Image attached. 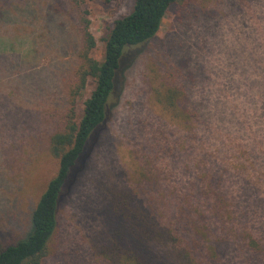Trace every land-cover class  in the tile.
<instances>
[{
  "label": "rangeland",
  "instance_id": "1",
  "mask_svg": "<svg viewBox=\"0 0 264 264\" xmlns=\"http://www.w3.org/2000/svg\"><path fill=\"white\" fill-rule=\"evenodd\" d=\"M11 1V14L0 16V36L35 47L25 61L11 53L9 68L0 74L3 246L29 231L30 213L56 174L47 137L63 109L60 87L69 71H61L72 68L78 42L72 0ZM75 1L89 13L97 41L93 55L100 60L103 37L131 11L132 0ZM181 62L194 75L192 103L199 107L189 139L155 103L149 84L152 71H179ZM5 66L0 59V72ZM93 87L89 80L77 118ZM244 88L251 99L242 95ZM107 110L64 188L44 264H107L106 220L111 193L118 190L142 192L144 203L157 202L166 220L181 205H198L205 214L192 216L213 226L222 245L217 264H264V0L171 6L152 40L126 50ZM147 165L154 184L144 187L139 183ZM212 174L220 178L228 209L221 219L197 192L212 187ZM249 235L258 240L255 251L246 245Z\"/></svg>",
  "mask_w": 264,
  "mask_h": 264
},
{
  "label": "trees",
  "instance_id": "2",
  "mask_svg": "<svg viewBox=\"0 0 264 264\" xmlns=\"http://www.w3.org/2000/svg\"><path fill=\"white\" fill-rule=\"evenodd\" d=\"M72 1L77 10L78 42L73 52L72 68L61 71L62 74L69 71L68 81H62L60 87L63 90V109L58 114L59 121L53 132L47 137V149L57 161V171L30 213L29 231L14 243L6 246L0 243V264H44L57 230L64 188L91 136L105 122L126 50L152 40L171 6L185 7L194 0H132L131 11L115 20L103 37V55L100 60L93 55L97 41L90 29L89 13L79 8L75 0ZM11 4V0H0V16L2 12L11 14ZM23 47L22 39H4L0 36V59L6 65L1 75L9 68L11 53H18L22 60L34 56L31 54L35 47L33 42L30 48ZM179 64V71L172 68L163 75L152 71L149 84L155 103L189 139L190 133L196 128L199 107L192 103L194 75L185 71L187 66L184 62ZM89 80L93 81L94 87L83 101L81 116L77 118V102ZM242 95L251 99L246 88ZM150 170L147 165L142 171L139 184L144 187L154 184ZM208 180L212 187L200 185L197 192L203 196L204 202L212 205L215 217L224 218L228 209L219 189L220 178L212 174ZM140 193L138 190L111 193L110 212L106 220L107 243L103 250L107 264H170L167 262L170 257L172 264L218 263L222 245L214 238L212 232L216 229L213 226L201 224L192 216L194 212L200 217L205 214L198 205H181L176 216L166 220L161 212L156 211L157 207L153 203L157 202L150 200L144 203ZM211 198L214 201L209 200ZM162 218L164 220H160ZM246 239L250 250L258 249V240L250 235ZM159 248L165 251L160 252Z\"/></svg>",
  "mask_w": 264,
  "mask_h": 264
}]
</instances>
